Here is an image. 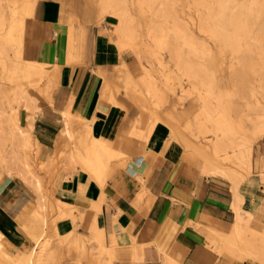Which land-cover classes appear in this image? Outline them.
<instances>
[{
    "label": "rangeland",
    "instance_id": "374dc122",
    "mask_svg": "<svg viewBox=\"0 0 264 264\" xmlns=\"http://www.w3.org/2000/svg\"><path fill=\"white\" fill-rule=\"evenodd\" d=\"M72 1L70 2L71 14H68L70 18L66 19L69 27L65 32V38L72 27L78 39L74 41V47L71 49V59L65 58L64 63L75 66L85 63L88 57V47L86 50H81L79 41L83 32L87 36L86 24L91 21V15L94 16L98 25L104 26L102 34L111 32L112 38L116 40L115 29L118 19L113 15V9L101 8V0H80L77 4L74 0ZM1 3L5 5L4 1ZM66 3L68 2L63 0V4ZM215 3L216 0H121V6L128 14L129 27L135 38L134 49L130 45L120 47L128 61L122 59L119 64L106 69L109 75H112L117 66L125 64L137 80L136 84L140 85L143 95L159 116V124L164 123L169 127L171 125L169 116H175L180 119L183 126L186 124L191 126L186 136L206 145L205 147L210 151L211 146L207 141L214 136L211 132L200 130L199 127L201 120L205 119L203 113L205 108L214 116L224 117L230 122L238 133L241 142L239 148L252 147V159L250 164L238 161L234 158L235 152L232 149H229L227 154L230 156L229 160L224 159L226 155L216 158L238 171L239 175L241 173L243 183L241 204L244 215L248 217L250 213L252 218L250 222L264 230V185L257 188L256 194L246 189L247 184L256 186L260 183L264 184V175L260 174L259 165H256L259 156H264V134L258 133L259 127L264 122V11L250 13L238 6L239 19L245 27V34H243L244 31L241 29L234 31V28L219 27L204 19L208 17L209 10ZM67 10L68 7L64 6V15L68 13ZM35 16H29L26 19V28L27 20H34ZM202 19L207 21L205 25H202V21L204 22ZM56 33L57 38L62 39L61 32ZM25 35L26 29L23 37V59L44 62L27 57L24 50ZM156 35L162 38L161 42L163 40L160 45H155L152 41ZM186 36L191 37V41ZM176 51L181 55L180 63L174 55V53L177 55ZM8 55V58L5 56V60L9 66L6 65L5 70L11 71L12 62H14L13 49L8 50ZM57 63L63 72V79L69 66L63 67L62 62ZM187 67L191 69V72L198 70L203 75L204 82L199 77L185 74ZM3 70L0 60V231L13 246L15 245V248L30 246L29 248L33 249L30 257H27L24 252L20 254L25 261L29 260V264H38L37 252L45 240L53 235V230L57 229L61 235L68 232V228L61 231L58 225L59 221L67 217L65 210L68 206L67 201L65 200L63 208L50 210L43 207L42 196L46 194L48 200L54 199L55 195L51 188L59 171L54 176L47 167L49 168L50 165L49 159L53 155L59 158L65 146L62 147L56 142L54 145L41 143L52 149L39 150L40 146L33 143L35 140L39 142L34 127L31 131L29 130L27 118L21 111L19 113L20 130L25 132L21 133L17 129L13 130V134L11 133L9 115L15 104L12 103L11 93L8 90L12 83L7 76L5 79L1 78L4 74ZM147 74L149 76H146ZM144 76L150 77L148 80L152 82L151 86L141 83ZM110 78L113 79V75ZM44 83L45 81H41L39 86H43ZM33 87L31 90L39 99L38 104L41 110L48 104L53 109H57L58 89L46 97L40 92V87L35 86L37 89ZM101 87L100 92H102ZM122 95L138 107L141 114V107L128 98L124 91L118 93L117 98ZM71 96H74L76 101L78 95L74 93L66 95L68 99L63 98L64 105H67ZM105 101L106 107L109 106L107 103L110 102L109 96ZM150 117L149 113L142 122H139L142 128L147 127ZM23 135L28 136L32 144L27 146L22 138ZM182 146L191 151L194 143L189 145L183 143ZM164 150L162 146L160 152ZM28 152L31 162L25 158ZM140 160L141 157L138 161ZM127 161L121 164H126ZM59 170L64 169L60 166ZM12 212H16L26 220L27 228L36 238L35 243L18 231V225L10 214ZM49 229L53 232H49ZM256 239L259 249L264 254V233ZM3 258L4 254L0 252V264H4ZM72 259H74L73 256L63 254V257L55 264H67Z\"/></svg>",
    "mask_w": 264,
    "mask_h": 264
},
{
    "label": "crops",
    "instance_id": "0c3cea01",
    "mask_svg": "<svg viewBox=\"0 0 264 264\" xmlns=\"http://www.w3.org/2000/svg\"><path fill=\"white\" fill-rule=\"evenodd\" d=\"M65 1L68 3L41 0L40 9L37 8L39 19L36 16L27 20L24 50L31 59L44 62L54 59L62 62L63 67L69 66L60 79L57 103L66 95H78L75 111L84 117L94 114L96 132L131 156L126 164L116 165L104 186L82 170L72 174L59 170L51 190L56 197L66 200L68 206L67 217L58 225L61 231L75 228L86 241V252L75 254L76 258L68 264H217L221 259L217 251L221 243L218 234H228L236 218L230 183L205 174L202 158L180 144L172 143L161 153L165 136L170 132L164 123H158L145 141L128 135L136 126L140 111L124 95L107 112L106 105L96 110L102 82L98 67L110 68L128 58L111 32L102 34L104 26L98 25L91 15L86 24V62L66 65L60 51H66V19L70 18L72 0ZM64 6L68 7L66 15ZM57 31L61 32L60 40ZM60 115L49 104L38 113L33 127L40 143L55 144L62 127ZM263 185L247 184L246 189L256 194ZM97 207L101 208L98 226L104 231L101 239L91 230ZM243 264L260 263L244 260Z\"/></svg>",
    "mask_w": 264,
    "mask_h": 264
},
{
    "label": "bare ground",
    "instance_id": "6f19581e",
    "mask_svg": "<svg viewBox=\"0 0 264 264\" xmlns=\"http://www.w3.org/2000/svg\"><path fill=\"white\" fill-rule=\"evenodd\" d=\"M2 1L5 2V5H2ZM39 1L40 0H0V60L3 64L4 69V74L1 78L5 79V76H7V78L10 80V83H12V86H10L8 89L11 93V101L13 104H15L14 107L11 108L9 115V124L12 134L13 130H20V111L25 114L28 121L27 125L30 131L33 127V122L36 118V114L41 111V107H39L38 104L39 99L33 94L31 87L34 86V89H37V87L35 86L40 87V92L47 97L50 96L54 90L59 89L62 83L60 79H62L63 72L61 71L59 64L53 59H51L50 62L46 63L39 61H28L23 59L22 48L24 31L26 29L25 21L29 16L34 17L35 15H38L37 13L40 9L39 5L41 3ZM54 2L52 1V3ZM43 4H45V2ZM215 4L214 6L212 5L213 7L210 6L211 9L209 10V15L204 19L207 21H211L212 24L219 27H227L231 29L234 28V31H240L241 29L242 31H244L243 34H245V27L242 26L241 20L239 19L238 13L240 12V10L238 6L246 9L247 12L250 13L264 11V0H216ZM38 7L39 9L37 10ZM101 8L106 10L113 9V15H115V17L118 19L115 29V36L117 37L119 46L125 47L127 45H130L132 46V49H134L133 47L135 38L129 27L128 14L126 13V10H124V8L121 6V0H101ZM47 16L49 17V15ZM36 18H38V16ZM205 20L204 22L202 21V25H205V23L207 22H205ZM80 36L81 40L79 42L81 45V50H86L87 36L85 32H83ZM188 38L190 39L191 37ZM76 39L78 38L76 37L75 31L72 27H70V30L68 31L66 37V51L65 53L60 51V53L64 54V57L68 58V60H70L72 57L71 49L74 47V41H76ZM161 39L156 35V37L152 41L155 45H160L163 42V40L161 42ZM226 39L229 38L226 37ZM10 49H13L14 51V62H12L13 64L11 63V71H6V65L8 64L5 60V56L7 58L9 57L10 54L8 55V50ZM174 55L180 63V53L177 52V55L175 53ZM187 69V71L184 72L185 74H187L188 76L199 77L200 80L204 82L203 75H201L198 70L191 72V69H189L188 67ZM97 73L102 77L103 84L101 85L102 92L98 98V105L96 106V110L102 108L104 109V105H106L105 100L109 96L110 102H107L109 103V106L105 108V111L107 112L110 104L116 103L117 94L121 91H124L128 98H130L141 107V114H139L140 117L136 120L137 124L132 128L128 135L134 136L139 141L147 140L156 125L159 123L160 118L157 115L156 111L152 108L150 103L147 101L146 97L143 95V91L140 88V85L136 84L137 80L132 76L127 66L125 64H123L122 66H117L115 68V72L112 74L113 79L110 78L112 75H109L107 69L103 67H99L97 69ZM146 76L149 75L147 74ZM149 78L144 76V79H141V83L146 84L147 86H151L152 82L148 80ZM115 79L117 80L115 81ZM41 81H45L43 86H39V83ZM66 98L67 97H65L64 99ZM103 100L105 101V104L102 103ZM75 104L76 101L74 96H71V98H69L67 105H64L63 100L57 104L59 108L57 107L56 110L61 113L59 119L62 121V127L56 137V143L60 144L62 147L65 146V150L60 154L59 158L54 157L53 155L49 159L50 165L49 168L47 167V169H49L48 171H50V173L54 176L57 175L60 166L64 170H67L69 174H72L75 171L82 170L90 174V176H92V178H94L96 182L100 183L101 186H104L105 181H107L106 179L108 175L114 170L116 164L119 165L121 163H124L131 156L115 147L113 142L104 140L101 137V134L96 132L97 129L95 126L97 124V118L95 117V115L92 114L88 117L81 116L80 113H77L75 111ZM148 112L150 113L151 117L147 124V127H139V122H142L143 119H145V117L149 114ZM203 113L205 119L201 120L199 127L201 128L200 130L211 132L213 134V139H208L207 141L209 146H211V151L209 148V150L206 148V145H203L202 143L200 144L196 140H192V138L189 139V137L186 136L187 132L191 129L190 125L186 124L183 126L180 122V119L176 118L173 115H170V132L168 136H165L163 143V147L165 150L163 152H165L172 143H177L181 146L183 143L185 145L194 143L193 148L190 150L198 154L202 158V171L208 175L222 177L228 180L230 183V188L233 194L232 205L235 210L236 218L232 223L231 231L228 234H218V236L221 238V243L218 246L217 251L218 253H220L221 259L217 264H243L244 260L264 264V254L259 249L256 243V237L261 236L264 233V230L263 228L259 229L257 227V224L253 225L250 222L252 220L250 213L248 217L244 215V208L241 204V202L243 201V183L240 177L241 173L239 175L238 171L234 170L228 165L226 166V164L223 163L224 161L220 162L216 158L218 156L222 157L223 155H226L224 159L229 160L230 156H227V154H229V149H232V151L235 152L234 158H236V160L250 164V160L252 159L253 154L252 147L247 146L245 148H239V146H241V142L239 141L240 139L238 133L234 130V128L226 118L214 116L210 110H207V108H205V112ZM23 132L25 131L22 130L21 133ZM258 133L260 135L264 134V122L259 127ZM22 138H24V143H26L27 146L29 144H32L28 136L23 135ZM33 143L34 145L36 144L37 146H40L39 150L42 148H47L37 140H35V142ZM31 156H33V154ZM25 158L27 160H31L29 152L26 153ZM30 160L29 162H31ZM256 165H259L258 167L260 168V174L263 176V155L259 156ZM42 196L44 200L43 207L49 208L50 210H54L57 208L61 209L63 208L64 203H66L64 199L56 196H54L55 200L53 199V201L50 199L48 200L46 194ZM100 204H98V206ZM98 208L100 207H97L96 217L92 222L91 230H93L94 234H98L99 238L101 239L104 238V231L102 230V227L98 226V216L100 214L99 212H101L99 211L101 208ZM71 212L70 215L72 218H74L75 215H73V213ZM10 214L18 225V231H20L26 236V238L35 243L36 238L31 235L30 230L27 228L26 220L16 212H12ZM38 220L41 222V219L38 218ZM74 229L68 228V232L65 235L59 234L57 232V229H54L53 235L50 234L52 236L49 239L45 240L44 244L37 252L36 260L38 264H55L56 261L60 260L63 257V254L75 257V254L80 256L82 253L86 252V241L82 239L85 236L83 237L82 233H79ZM51 231L52 230H50L49 232ZM98 235H95V237H98ZM14 246L5 238L4 233L0 231V252L4 254V264H29V260L25 261L20 253L24 252L26 253L27 257H30L33 249H30V246L27 247L28 245L24 247L22 246L21 248H15Z\"/></svg>",
    "mask_w": 264,
    "mask_h": 264
}]
</instances>
